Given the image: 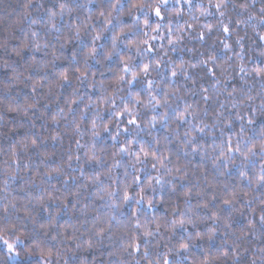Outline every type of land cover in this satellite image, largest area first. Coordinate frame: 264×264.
Segmentation results:
<instances>
[{"label": "clouds", "instance_id": "clouds-1", "mask_svg": "<svg viewBox=\"0 0 264 264\" xmlns=\"http://www.w3.org/2000/svg\"><path fill=\"white\" fill-rule=\"evenodd\" d=\"M62 2L0 0V264H264V0Z\"/></svg>", "mask_w": 264, "mask_h": 264}, {"label": "snow or ice", "instance_id": "snow-or-ice-1", "mask_svg": "<svg viewBox=\"0 0 264 264\" xmlns=\"http://www.w3.org/2000/svg\"><path fill=\"white\" fill-rule=\"evenodd\" d=\"M186 2L189 3L190 6H193V5H191V0H186ZM165 4H167V0H165ZM213 5H214V7L216 8L217 11H219V9L222 6L220 0H213ZM77 6L78 5L75 4V3H73L72 0H63V2L60 3V4H58V5L54 4L53 7H52V9L49 10V14H50V16H53L54 17L56 15L57 8L61 12H63V10H64L65 7H67L69 9V12L71 13L72 9L75 8V7H77ZM113 7H116V5H113ZM130 7L131 8H136L137 7V4L136 3H132L130 5ZM99 14H100L101 17H104V23L106 25H110L111 22H110L109 18L105 16V13L102 10L100 11ZM154 16L157 17V18L163 19L162 9L159 8V7H157L154 10ZM143 24H144V27L147 28L148 27V24H149V21L147 19H145L143 21ZM156 30H158V29H156V28L153 29V31H156ZM208 31L209 32L212 31V29H211L210 26L208 28ZM223 31L225 33H228L229 32V27L227 25H225L224 28H223ZM33 35H35V33H33ZM204 38H205L204 37V34L203 33H200V39H204ZM96 39H100V37H99L98 34L96 36ZM260 39L261 40H264V36L260 37ZM113 40L114 41L116 40V36L115 35L113 36ZM173 42H175V41H170V45ZM153 43H155V36H153L151 38V42H145L143 46L146 47L147 51L152 52V51H154V49L152 47V44ZM137 51H139V49H137ZM89 53L91 55H95V48H89ZM121 65H122V69L121 70L124 73H128L129 72V68H128L127 63H126V61H125V59L123 57L121 58ZM254 70L256 71L257 75L259 76L260 75V69L257 68V69H254ZM142 71L145 72V73L149 72L150 71L149 65L148 64H144L142 66ZM208 71L211 72L213 75H215L216 68L215 67L209 68ZM77 72H79V69H77ZM90 75H91V79L94 80L95 79V73L94 72L91 73V74H89L87 71H85L83 73H80V76L83 79H89ZM171 76L174 77V78L177 77V72L175 70H172L171 71ZM127 78L128 77H124V79H127ZM60 79L62 81H64V82H69V74H68V71L62 72L60 74ZM131 79H133V80L136 79V73H133L132 74ZM40 83H43V82L40 81ZM147 84H148L149 87H151L152 81L151 80H148L147 81ZM32 91H33V93H35V91H36V85L35 84H33ZM201 91L206 93L207 92V88H202ZM204 99L207 100L208 97L207 96H204ZM73 103H75L74 100H73ZM262 107H264V105H262ZM117 115H118V118H120V119H123L124 118L123 117V113H118ZM187 118H188L187 110L184 113H179L178 114V120L180 122H183V121L187 120ZM248 123L249 124H252L253 123V120L250 117L248 119ZM128 124L133 125V126H138V121H137V119L135 117L129 116ZM93 127H94V124H93ZM107 129H108V125H105V130L107 131ZM125 131H127V129H125ZM197 131L203 132V129L197 128ZM241 131H243V128H241ZM261 135H264V129L261 130ZM53 139H55V137H53ZM113 140H115V136L113 137ZM31 143H32L33 146H36L37 145L36 139L33 138L32 141H31ZM77 143H78V141H77ZM120 150L121 151H128V149L126 147H122ZM195 150H196V148L193 147V151H195ZM225 150H226L227 153H234V154L241 155L244 160H249L251 158L248 155V153H252V152L257 151V149L255 147V143L253 142V143H250L249 144L248 149H247V152L241 153L239 143L237 142L236 145H233V140H232V137L231 136H228L227 138H225L223 140V149L221 150L218 159H225L226 158L225 157ZM261 150L264 151V148H262ZM13 151H15V149H13ZM140 151L143 152V155H144L145 158H147L149 156V152L144 151L143 148H141ZM41 155L46 156V153H43L42 152ZM75 158H76V160L78 162L79 161V155H77ZM152 158L155 160V159H157V156L153 153L152 154ZM88 159L91 161V160L95 159V157L90 155L88 157ZM69 160H71V157H69ZM136 160L137 161L140 160V155L139 154L136 155ZM233 163H234V161H233ZM160 164H161V166H163V161L162 160H160ZM260 168H261V170L257 174L256 179H258V181L260 182V185H264V164H261ZM53 171L58 172L59 170H58V168H54ZM176 171L179 172L180 169L177 168ZM81 175L82 176L84 175V170L83 169H81ZM241 175H243V172L241 173ZM86 179L88 180L89 183L91 182V178L90 177H86ZM97 179H98V177H97ZM139 179L140 178L137 177V180H139ZM139 195H140V198L142 199L143 198V190H141V193ZM245 195H247V193H245ZM231 196H232L233 199H235L236 194L233 192V193H231ZM130 198H131V194L127 190H125L123 192V200L125 202H127ZM49 199H51V194H49ZM62 203H65V206H69L66 201H62ZM148 204H149V206L151 205V200L148 201ZM223 205L230 208L231 205H232V200H230V199H224ZM206 206L207 205H205V207ZM212 220L213 221H217V220H219V217L216 216L215 214H213ZM259 220L261 221V223H264V214L260 215ZM179 222L181 224H183L184 221L181 218ZM225 225L228 226L226 221H225ZM248 226L249 227H252L253 226V222H249V225ZM137 227H139V225H137ZM156 227L157 228L160 227L159 222H157ZM211 234H212V230L210 229L209 238H211ZM7 246H8V249L10 251L13 250L11 244H8ZM130 247H131L132 252L136 253L137 255L140 254V246H139V244L130 245ZM180 248L182 250H185L186 251L188 249V245L186 243H182V244H180ZM42 255H43V253H42ZM48 255L50 256L51 255V252H49ZM144 255H147V253L145 252ZM224 255L227 256L228 255V252L225 251L224 252ZM163 264H169V260H168L167 257L164 258Z\"/></svg>", "mask_w": 264, "mask_h": 264}, {"label": "trees", "instance_id": "trees-1", "mask_svg": "<svg viewBox=\"0 0 264 264\" xmlns=\"http://www.w3.org/2000/svg\"><path fill=\"white\" fill-rule=\"evenodd\" d=\"M74 144H75L74 141H68V142H66V144H65V150H67L68 147H74ZM69 207H71V205H69ZM165 211H166V209H165ZM238 219H245V222H246V218H238ZM256 219L257 220L259 219V214H256Z\"/></svg>", "mask_w": 264, "mask_h": 264}]
</instances>
